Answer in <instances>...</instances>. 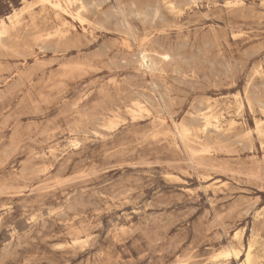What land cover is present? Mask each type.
<instances>
[{"label":"rangeland","instance_id":"374dc122","mask_svg":"<svg viewBox=\"0 0 264 264\" xmlns=\"http://www.w3.org/2000/svg\"><path fill=\"white\" fill-rule=\"evenodd\" d=\"M59 2L0 0V264H264V0Z\"/></svg>","mask_w":264,"mask_h":264},{"label":"bare ground","instance_id":"6f19581e","mask_svg":"<svg viewBox=\"0 0 264 264\" xmlns=\"http://www.w3.org/2000/svg\"><path fill=\"white\" fill-rule=\"evenodd\" d=\"M42 1L51 4V5H52L54 8H56V9H61V5H60L59 0H42ZM13 16L16 17L15 14H14V15H11V16H8V17H7V21L12 23V21H13V19H14ZM6 26H7V24L5 23V21H2V22L0 23V35H2L3 32L7 29ZM1 31H2V32H1ZM1 37H2V36H1ZM207 123H208V125L210 124L209 122H207ZM200 124H201V123H200ZM258 128L260 129L261 126H258ZM89 133H90V132H89ZM239 255H240V253H234V257H235L236 259L239 257ZM224 257H229V255H225ZM251 258H252V253H251V251H249V252L247 253V259H246V262H247V263H250Z\"/></svg>","mask_w":264,"mask_h":264}]
</instances>
